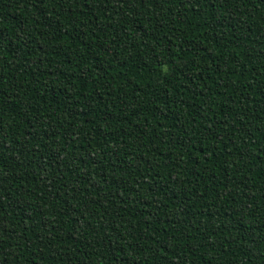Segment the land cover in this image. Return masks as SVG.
<instances>
[{
  "label": "trees",
  "instance_id": "trees-1",
  "mask_svg": "<svg viewBox=\"0 0 264 264\" xmlns=\"http://www.w3.org/2000/svg\"><path fill=\"white\" fill-rule=\"evenodd\" d=\"M0 264H264V0H0Z\"/></svg>",
  "mask_w": 264,
  "mask_h": 264
}]
</instances>
